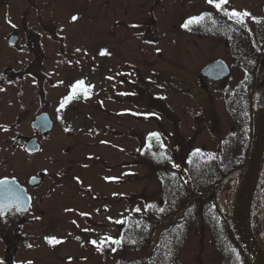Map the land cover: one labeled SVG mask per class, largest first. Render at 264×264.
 I'll list each match as a JSON object with an SVG mask.
<instances>
[{"label": "rangeland", "instance_id": "1", "mask_svg": "<svg viewBox=\"0 0 264 264\" xmlns=\"http://www.w3.org/2000/svg\"><path fill=\"white\" fill-rule=\"evenodd\" d=\"M162 3L166 4L154 7L152 18V5H80L76 11L73 5L54 7L59 8L52 15L56 23L77 17L83 19L78 24L84 26L85 32L76 29L71 36L41 40L43 89L36 87L35 79L27 74L34 59L25 51L27 47L37 49L36 44L27 46L29 41L22 37L16 48L10 47L4 36L13 29L0 26V117L12 124V134L36 137L40 144L39 152L28 157L20 147L24 138L18 137L17 151L10 159L13 157L17 175L32 172L45 181L33 190V198L42 203L40 208L44 212L34 210L32 223L25 226L33 233L32 264H115L120 257L146 258L168 223L165 235L172 233V222L157 223L143 254L119 248L111 241L119 240L128 218H146L145 209L159 207L163 202L159 174L168 166L160 168L157 159L144 154L148 139H158L172 157L173 168L178 169L187 167L185 157L189 152H214L221 139L237 128L224 109L220 93L231 90L242 77L232 54V43L203 36L197 23H193L196 32L192 36L176 28L187 18L204 16V10L211 15L222 11L202 0H192L187 5H173V0ZM20 4L26 5L15 3ZM263 6L264 0H228L222 7L228 12L250 13L244 19L254 30ZM125 10L127 14L123 15ZM121 13L129 19V25L138 17L147 25L150 17L159 48L180 52L155 56L145 44V55L140 58L135 38H129L132 48L125 52V41H116L106 32L112 14L115 20ZM44 17L50 15L45 13ZM102 50L110 55L101 56ZM217 59L226 63L230 73L220 85L208 84L200 101L197 82L207 83L200 71ZM261 76L260 85L264 83V65ZM14 81L27 87L24 96L17 100L9 95L8 82ZM19 101L28 110L25 117L20 116ZM40 111H47L53 122L52 130L43 138L29 124ZM197 116L201 118L196 120ZM4 153L0 151V158L7 156ZM234 189L229 185L220 193L221 204L227 211ZM104 196L112 199L108 204L111 211L107 212L111 215L109 226L96 223L101 220L99 210L105 209L99 201ZM255 227L264 243V208L257 212ZM180 235L181 241L172 246L178 247L176 262H156V256L154 264H224L210 227L201 218L192 221L186 233ZM50 240L53 242L49 243ZM104 244L107 253L102 249ZM23 255L22 251L17 252V260H23Z\"/></svg>", "mask_w": 264, "mask_h": 264}, {"label": "flooded vegetation", "instance_id": "2", "mask_svg": "<svg viewBox=\"0 0 264 264\" xmlns=\"http://www.w3.org/2000/svg\"><path fill=\"white\" fill-rule=\"evenodd\" d=\"M192 1V0H191ZM191 1L189 0H173V5H187V3H190ZM204 3L206 0H202ZM15 3H25L26 5L20 4V5H15ZM172 3V2H170ZM166 3H162V0H0V26L1 27H10L13 29L12 33L6 34L4 36V40H7V43L10 47L16 48V45L19 41H22V37L27 39L29 41L27 46L36 44L37 49H28L27 47V52L29 55H32V58L34 59L32 63L28 66L30 69L29 73L35 81L33 84L36 87H39L43 89L44 87V82L42 79V70H41V63H42V50L39 49L40 47V42L42 39L46 38L48 40L52 39H57V36L60 35L63 36H71L72 32L77 30H82L85 32L82 27L84 26H79L78 22H81L80 18H77L75 21H73L72 18H69L67 23H56L55 19H53V16L55 13H58V9H54V7H58L59 5H73V9L76 11L77 9H80V5H152L151 9H149V14L150 17L152 18V15L154 13V7L156 5H165ZM137 11L138 8H135ZM54 10H56L54 12ZM111 10V8H110ZM19 13V16L17 14ZM123 15L127 14V11H124ZM140 12V10H139ZM45 13L50 15L49 17H44ZM113 13V12H112ZM205 13L203 16L204 19L199 21L198 26H200V33L203 36H208L209 31L213 32L217 35H220L221 30H223L225 20L216 17V16H209V12L204 10L202 11V14ZM114 14V13H113ZM112 14V17H113ZM31 15H34V17H30ZM53 15V16H52ZM117 15V13H116ZM121 13V16L115 20L111 17L106 24V32L108 33V37L114 38L116 41H125V52L129 51V38L136 39L138 41L136 45V52L137 57L143 58L145 55V49L144 45L146 44L148 48H150V52L153 53L155 56H160L162 52L169 53L172 55H176L177 52L180 51H171V50H162L159 48V44L156 40H159L158 37H156V33L154 32V20H152L150 23V17L147 18V25L143 23L141 17H138V20L136 22L131 23L130 25L128 24V18L123 16ZM80 20V21H79ZM189 19L187 18L185 22H180L179 25L176 27L178 30L185 32L186 36H192L196 32V27L194 24L189 25L187 28L183 27V25L188 21ZM132 21V20H131ZM119 22V24H118ZM264 23V6L262 7V11L260 12V17H258L257 23L255 25L254 30H250L251 28L249 27V24L246 22L244 19V25H245V31L248 32L249 35L239 33L238 25L234 23V27L231 29L235 32V45L233 48V53L234 57L236 58L237 56H240L242 54H247L251 55L253 58L257 57L258 51L255 49L253 45L250 43H254L255 40L257 39L256 33L260 29V26ZM227 24L228 27H230L229 23ZM133 25H136V27H133ZM86 26V24H85ZM93 26H90L89 29H91ZM92 30V29H91ZM224 31V30H223ZM155 33V34H154ZM154 34V36H153ZM146 35L147 38H144ZM1 36V33H0ZM3 36V33H2ZM11 37H16L17 41L13 45L9 44V39ZM65 37V38H66ZM247 37L246 41H243L242 38ZM175 42V41H173ZM61 43V42H60ZM260 55V54H259ZM41 61V62H40ZM236 62V61H235ZM140 66V65H139ZM236 66L239 68V70L242 73V77L238 81V83L231 88V90H225V91H220V93L223 96V101H224V109L226 113H228L227 106H228V100H226V95H230L234 91V89H240V84L243 82L244 77H245V71L241 66L237 65ZM126 67V66H125ZM124 67V68H125ZM6 73H10V71H7ZM26 73V72H25ZM23 76V75H22ZM258 76V75H257ZM262 77V76H261ZM19 79V78H18ZM38 79V80H37ZM207 81V83H203L202 81H198L196 88H198L201 92L200 101H203V96L206 94V88L207 85L210 83H214L217 85H220V83L223 80H208L206 77H203ZM257 77L255 80V83L253 84L252 88V94H251V105L249 103L248 110L245 108V105H243L241 102H237L235 100L234 107L236 110L239 112H246V114L251 113V127H252V119H253V113H254V96H255V91H256V86H257ZM17 80V78H16ZM125 84L127 85L129 82L125 79ZM122 81V82H123ZM260 81V80H259ZM7 85V83H3L2 85ZM8 84L11 86L9 87V95L12 96L13 94V99L21 98V96H24L26 93L27 87H25L24 83H20L18 85L17 81L14 82H8ZM264 86L263 84L258 83V87L261 88ZM0 89H2L0 87ZM30 88H28L29 90ZM42 93L44 91L42 90ZM264 98V92L261 95L260 98V107H263L264 105H261V100ZM18 107L21 110L20 116L25 117L26 114H28V110H24L23 104L19 101L18 102ZM127 111V110H126ZM124 111L126 117L128 116L127 112ZM41 114H47L49 117V114L47 111H40L37 112V114H34L33 121H31L30 128L31 130L36 133L39 137H45L48 135L50 132L46 133H40V131L36 128L32 127V123L34 122L35 118L38 117ZM230 116V114L228 113ZM250 115V114H249ZM195 116V115H194ZM198 117V116H197ZM50 118V117H49ZM138 118V117H136ZM201 117L195 118L200 119ZM230 119L232 122L237 126L235 129V132L242 137L241 139H244L242 145H239L238 147L244 146L246 144V139L248 137L249 133V120H240V121H235L231 116ZM51 120V119H50ZM52 121V120H51ZM0 151L3 150L6 154V157L0 158V181H12L14 180L16 183L19 184L21 188H23V194L24 198L23 202L22 199L18 196H15V192H9L8 196H4V198L14 196V199L6 205V202H3V209L0 212V261L3 262V264H32V256H31V251H32V238L31 236L33 233L28 232L25 228V226L29 227V225L32 223L33 219V211L39 212L42 214L44 212L43 209L40 207L42 206L38 203L37 200L33 198V190L42 186L44 184V180L40 179V181L35 184L31 185L30 180L32 176H35L37 174H32V172H29L28 175L26 174L23 176L22 174L17 175L16 171V166L13 164V157L10 159L11 156L14 155V153L17 151L16 150V145H17V139L18 137L24 138L22 141V145L20 146L22 151L24 150L25 152V147L27 143L32 140L36 139L37 143L38 140L36 137H26L24 134H12V124L10 122H7L4 117H0ZM52 128H53V122H52ZM6 129V130H5ZM252 135V131H251ZM23 136V137H22ZM227 138V135L221 139L219 142L218 148L215 150H219L221 142ZM22 140V139H21ZM39 144V143H38ZM40 147V144H39ZM244 149V148H243ZM214 151V152H215ZM26 153V152H25ZM27 154V153H26ZM26 156L31 157L32 155L27 154ZM1 157V156H0ZM122 198L126 197V195H121ZM27 200L28 202V207L26 210H21L25 206V201ZM102 204V206L105 209L99 210L100 213V218L101 220L96 222L97 224H104L109 226V222L111 220L108 219V217L111 218V215H109L107 212L111 211L109 207V203L112 201V199L105 198L102 200H99ZM41 202V201H40ZM37 203L39 207L37 206ZM38 207V208H37ZM103 219V220H102ZM108 221V222H107ZM24 229L26 231H24ZM24 231V232H23ZM105 245V244H104ZM22 251L23 255V260L16 258L17 252ZM30 251V253L28 252ZM27 252V253H26Z\"/></svg>", "mask_w": 264, "mask_h": 264}, {"label": "trees", "instance_id": "3", "mask_svg": "<svg viewBox=\"0 0 264 264\" xmlns=\"http://www.w3.org/2000/svg\"><path fill=\"white\" fill-rule=\"evenodd\" d=\"M239 33L249 35L245 31V25H238ZM224 38L228 39L232 45L235 44V32L232 29L224 28L222 33ZM257 39L250 43L258 51L257 57L242 54L235 58L237 65L245 71V77L240 84V89H234L230 95H226L228 100L227 110L235 121L249 120V133L246 144L243 148L244 139H241L237 132L229 134L219 147V150L212 153L192 152L186 155L187 167L173 168L174 161L170 154L158 144L154 139L148 140L149 147L144 149V154L149 157H156L167 169L159 174L160 183L163 191V202L158 207L156 205L145 209L146 218L134 217L129 219L127 224L121 229L117 246L122 249H128L133 253L143 254L149 248L152 239L151 236L157 228L160 221L166 220L173 223L172 233L165 235L166 225L159 237L156 239L152 250L146 258L140 257H120L115 264H154L153 259L157 256L158 260L175 261L178 247L172 248L178 240L181 241V235L186 233L190 223L201 218L214 238L217 251L222 257L224 264H251L237 240L232 230L216 203V191L219 185L230 175L242 169L249 147L251 138V113L238 111L234 107L235 100L245 105V108L251 105V94L253 84L255 83L259 66L264 62V23L256 33ZM246 41L247 37L242 38ZM260 54V55H259ZM181 163V162H180ZM177 164V163H176ZM185 164V163H184ZM171 168H170V167ZM229 185H236V179L228 178L221 189ZM215 192V193H214ZM222 206V204H221ZM223 208V206H222ZM264 208V156L261 163L259 180L251 205V228L253 234L264 251V243L256 231L257 212ZM176 233V234H175ZM176 248V249H175ZM176 250V251H175ZM146 260V261H145ZM145 261V262H144ZM176 262V261H175Z\"/></svg>", "mask_w": 264, "mask_h": 264}, {"label": "water", "instance_id": "4", "mask_svg": "<svg viewBox=\"0 0 264 264\" xmlns=\"http://www.w3.org/2000/svg\"><path fill=\"white\" fill-rule=\"evenodd\" d=\"M16 41V37H11L9 39V44L13 45ZM228 74L229 69L221 60L210 63L201 70L202 76L215 80L222 79ZM263 92L264 86L260 89L256 88L254 98L253 134L245 164L242 169L228 176L219 185L216 192L217 205L227 220L239 246L251 264H264V252L254 237L250 220L251 204L258 184L261 163L264 155V107L259 106L260 96ZM32 127L38 129L40 133H46L52 128V123L47 114H41L35 118ZM25 150L29 154L38 152L39 145L36 139L30 140L27 143ZM228 178H234L237 182L232 196L230 209L226 212L220 205V192L224 182ZM38 181V178L33 177L30 180V184L34 185ZM12 191L15 192V196L25 200L23 188H21L14 180L8 181L7 183H0V212L4 206L3 202L7 201V205L14 199V196L8 197V199L4 198V196H8L9 192L11 193ZM27 207L28 202L26 200L25 206L21 210H26Z\"/></svg>", "mask_w": 264, "mask_h": 264}, {"label": "snow or ice", "instance_id": "5", "mask_svg": "<svg viewBox=\"0 0 264 264\" xmlns=\"http://www.w3.org/2000/svg\"><path fill=\"white\" fill-rule=\"evenodd\" d=\"M206 2L209 4V5H213L218 11H222L224 12V15L228 16L229 19L233 20L234 23L236 24H239V25H243L244 24V18L245 17H250L251 14L248 13L247 11H244V12H239V11H236V10H232L230 12L228 11H225L223 9V5L227 4L228 3V0H206ZM73 21H75L77 19V17H73L72 18ZM204 17L203 16H200V17H196V18H193V19H189L184 25L183 27L187 28L189 25L193 24V23H198L199 21L203 20ZM133 27H136V25H133ZM101 56H105V55H110V53H107L106 51L102 50L100 51L99 53ZM79 86V84L77 85V87ZM121 95H126L125 93H121ZM68 99L70 100L71 99V96L68 97ZM64 107V102L62 101L61 102V108ZM6 130V129H5ZM153 136H156L157 134L153 133L152 134ZM0 183H7L6 181H0ZM75 223V222H73ZM77 239H79L77 237ZM53 241H49V243H52ZM93 244H96L97 242L96 241H92ZM104 243V240H101L100 241V244H103ZM111 243L113 244H120L121 241L120 240H112ZM0 264H3L2 261H0Z\"/></svg>", "mask_w": 264, "mask_h": 264}]
</instances>
